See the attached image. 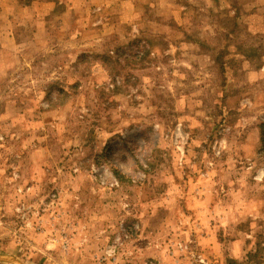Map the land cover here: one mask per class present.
<instances>
[{"label":"rangeland","instance_id":"rangeland-1","mask_svg":"<svg viewBox=\"0 0 264 264\" xmlns=\"http://www.w3.org/2000/svg\"><path fill=\"white\" fill-rule=\"evenodd\" d=\"M0 264H264V0H0Z\"/></svg>","mask_w":264,"mask_h":264}]
</instances>
